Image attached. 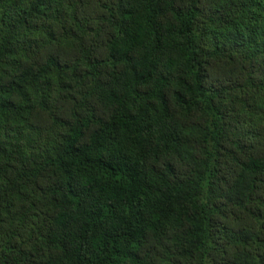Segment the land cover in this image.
Here are the masks:
<instances>
[{"label": "trees", "instance_id": "trees-1", "mask_svg": "<svg viewBox=\"0 0 264 264\" xmlns=\"http://www.w3.org/2000/svg\"><path fill=\"white\" fill-rule=\"evenodd\" d=\"M0 264H264V0H0Z\"/></svg>", "mask_w": 264, "mask_h": 264}]
</instances>
